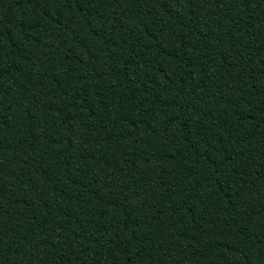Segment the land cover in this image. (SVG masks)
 <instances>
[{"label": "trees", "instance_id": "trees-1", "mask_svg": "<svg viewBox=\"0 0 264 264\" xmlns=\"http://www.w3.org/2000/svg\"><path fill=\"white\" fill-rule=\"evenodd\" d=\"M0 264H264V0H0Z\"/></svg>", "mask_w": 264, "mask_h": 264}]
</instances>
